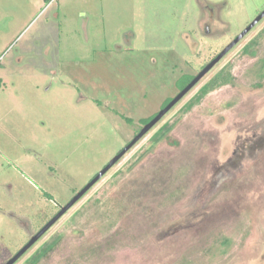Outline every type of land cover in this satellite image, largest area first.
Wrapping results in <instances>:
<instances>
[{
    "label": "rangeland",
    "instance_id": "374dc122",
    "mask_svg": "<svg viewBox=\"0 0 264 264\" xmlns=\"http://www.w3.org/2000/svg\"><path fill=\"white\" fill-rule=\"evenodd\" d=\"M209 9L212 33L195 34ZM263 10L264 0H0V264ZM225 71L228 86L201 91ZM147 134L15 264H264V18ZM259 140L258 152L232 155ZM228 156L212 221L187 228L192 188Z\"/></svg>",
    "mask_w": 264,
    "mask_h": 264
},
{
    "label": "flooded vegetation",
    "instance_id": "af4514ba",
    "mask_svg": "<svg viewBox=\"0 0 264 264\" xmlns=\"http://www.w3.org/2000/svg\"><path fill=\"white\" fill-rule=\"evenodd\" d=\"M208 11V13H209V20L208 21H206L204 24H203V28L202 27H200L199 26V24H198V22H197V30H196V32H194L195 34H198V32H201L202 31V29H203V33L204 34H206V35H210L211 33H212V28H213V25H212V23H210V20L211 19H213V17H214V10L213 9H209V10H204V12H207ZM201 14V13H200ZM200 17H201V15H200ZM199 17V18H200ZM199 21V20H198ZM262 21V20H261ZM260 21V22H261ZM259 22V23H260ZM258 23V24H259ZM257 24V25H258ZM256 25V26H257ZM255 26V27H256ZM236 38V37H235ZM235 38H232L230 41H229V44L235 39ZM187 40H189L190 41V44L192 45H194L195 44V40L193 39V40H191V38H190V35H188L187 36V38H186ZM227 46V45H226ZM246 47V49L244 50V53H245V55H252L253 54V46H254V44H248V45H245ZM224 48H225V46H224ZM224 48H222L219 52H217V53H215L214 54V56L213 57H211L209 60H208V62H206L205 64H203V65H201L200 67H199V69H198V71L196 72V74L195 75H187V74H185L186 76H190V79H189V81L182 87V89L197 75V74H199L201 71H202V69L207 65V64H209ZM233 49V48H232ZM232 49L229 51V53L232 51ZM218 65V64H217ZM215 67H216V65L214 66V68L212 69V70H210L206 75H208L209 73H211L214 69H215ZM205 75V76H206ZM204 76V77H205ZM219 76H221V77H225V76H227V81L225 82V83H222L221 84V81L220 82H218V80H217V78L219 77ZM203 77V78H204ZM202 78V79H203ZM230 79H231V75H229V72H227V71H225V72H223L222 74H216L212 79H210V81L206 84V85H204V86H202L200 89H201V91L202 92H206V91H208V90H214V89H216L217 87H225V86H228L229 85V81H230ZM201 81V80H200ZM200 83V82H199ZM198 83V84H199ZM220 83V85H218ZM197 84V85H198ZM196 85V86H197ZM195 86V87H196ZM182 89H180L179 91H181ZM173 98V97H172ZM172 98H168V99H170V101H171V99ZM167 100V99H166ZM169 101V102H170ZM165 102V101H164ZM163 102V103H164ZM168 102V103H169ZM163 103H162V105L160 106V110L162 109V108H164L166 105H164L163 106ZM159 110V111H160ZM158 111V112H159ZM157 112V113H158ZM157 113H155V114H153L150 118L152 119ZM150 119V120H151ZM140 122H141V120H140ZM148 122H146V123H142V124H140V127L139 128H137L136 130H135V132L133 133V135H132V137H131V139L129 140V141H127L125 144H124V146L114 155V157L115 156H117L133 139H134V137L140 132V130L147 124ZM171 131H170V129L169 130H164V131H162L161 133H158V134H154L153 136H152V146H155L157 143H159V142H162V141H164V140H166L169 136V133H170ZM146 135H148V134H146ZM145 135V136H146ZM144 136V137H145ZM217 136L218 135H209L208 134V136L206 135V137L207 138H209L210 140V142H211V145H210V143H209V147H211L212 146V143L214 142V140L215 139H217ZM143 139V138H142ZM262 141H257V142H255V143H253L252 145H247L246 143H245V141L244 142H242L240 145H235V147L232 149V155L233 156H236V157H239V158H243V157H245V156H247V155H250L252 152H258L259 150H260V148H261V145H260V143H261ZM134 147V146H133ZM228 148H229V144H228ZM132 149V148H131ZM130 151V150H129ZM210 151H212V150H210ZM128 153V152H127ZM147 154V152L146 153H144V155H142V156H140V159L142 158H144L145 157V155ZM113 157V158H114ZM124 157V156H123ZM122 157V158H123ZM112 158V159H113ZM121 158V159H122ZM121 159L117 162V163H119L120 161H121ZM140 161V160H139ZM110 162V161H109ZM137 162V161H136ZM116 163V164H117ZM108 164V163H107ZM106 164V165H107ZM115 164V165H116ZM226 165H222V166H217V168H211V172H213L214 173V179L215 180H213V181H201V182H198V183H195L196 185L194 186V188H192V190H193V193H192V201L194 200L195 202L193 203V208L192 209H190L191 211L189 212V213H187V214H184L183 215V223H185V226H187V228H192V227H200L201 226V223H203V222H207V223H209L210 221H212V218H211V214H214V213H212L213 212V209L212 208H210L211 207V204H210V202L212 201V200H214L215 198H216V196L219 194V193H221L223 190H226V189H229V180H227L228 178H229V156H228V158L226 159V163H225ZM105 165V166H106ZM104 166V167H105ZM103 167V168H104ZM114 167V166H113ZM97 175V174H96ZM96 175H94L93 177H92V179L96 176ZM91 179V180H92ZM90 180V181H91ZM227 186V187H226ZM215 197V198H214ZM200 201H202V203L200 202ZM200 204H199V203ZM214 221V220H213ZM190 222H193V224H191ZM193 225V226H192ZM198 225V226H197Z\"/></svg>",
    "mask_w": 264,
    "mask_h": 264
},
{
    "label": "water",
    "instance_id": "95a60500",
    "mask_svg": "<svg viewBox=\"0 0 264 264\" xmlns=\"http://www.w3.org/2000/svg\"><path fill=\"white\" fill-rule=\"evenodd\" d=\"M264 10L230 43L228 44L202 71L197 74L171 101L162 108L134 137V139L85 186L60 211L52 217L30 240L5 264H15L49 229L59 221L83 196L91 189L139 140H141L177 103H179L200 80L217 65L229 51L237 45L262 19Z\"/></svg>",
    "mask_w": 264,
    "mask_h": 264
},
{
    "label": "trees",
    "instance_id": "16d2710c",
    "mask_svg": "<svg viewBox=\"0 0 264 264\" xmlns=\"http://www.w3.org/2000/svg\"><path fill=\"white\" fill-rule=\"evenodd\" d=\"M189 79H190V77L187 78L186 83L189 81ZM217 80H218V82L221 81V84H222V83H225V82L227 81V76H225V77H221V76H219V77L217 78ZM218 85H220V83H219ZM183 86H184V85H183ZM183 86H180V89H182ZM169 101H170V99H167V100L164 102L163 106L166 105ZM150 119H151V118L144 120V123L149 122ZM44 253H45V252L41 253V255L44 254ZM41 255H40V256H41ZM35 262H36V259L32 261V264H34Z\"/></svg>",
    "mask_w": 264,
    "mask_h": 264
}]
</instances>
